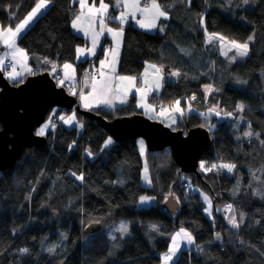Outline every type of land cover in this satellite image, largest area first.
<instances>
[{
    "label": "trees",
    "instance_id": "16d2710c",
    "mask_svg": "<svg viewBox=\"0 0 264 264\" xmlns=\"http://www.w3.org/2000/svg\"><path fill=\"white\" fill-rule=\"evenodd\" d=\"M157 1L168 17L160 22L163 32L149 34L127 24L117 72L138 76L148 63L157 64L164 76L179 73L173 82H164L160 93L149 95L148 101L157 106L188 101L197 111L176 117L172 129L209 131L212 148L199 161L205 170L198 165L202 179L182 173L168 149L146 150L150 186H143L137 140L105 147L110 138L95 121L76 113L84 122L77 133L64 127L59 117L54 132L44 134L45 147L26 149V156L12 169L0 172V264H160L171 236L181 228L192 235L194 247L181 250L172 264H264V196L253 191L264 184V0H250L254 4L248 7L243 0ZM36 2L0 0V26H14ZM75 10L73 0H51L18 38L29 58L48 61L37 63L45 66L42 70L33 66L40 73L69 63L75 65L76 76L87 66L90 74L91 60H75L76 48L85 45L71 30ZM202 19L207 32L225 40L245 43L252 37L248 55L237 60L231 59L232 52L223 56L217 44L207 49ZM51 77L55 81L56 75ZM203 86H208L206 92ZM67 92L78 98L76 92ZM237 105H243V110ZM213 107L240 119L239 127L218 121L214 114L201 115ZM93 112L107 120L141 114L134 96L111 111ZM248 131L253 135L246 137ZM219 161L235 167L230 173L218 167L206 170ZM81 175L82 180L76 178ZM200 190L212 197L214 223L203 213ZM170 191L180 204L174 214L160 207ZM144 196L154 203L138 207ZM233 216L238 228L230 226ZM120 219L132 221L130 235L118 237L121 250L110 261V240L102 231ZM90 223H99L101 229L90 234L95 241L85 248L83 239L89 235L83 229ZM54 229L63 230L67 237L63 248L41 252L40 240ZM25 248L28 252L21 253Z\"/></svg>",
    "mask_w": 264,
    "mask_h": 264
},
{
    "label": "water",
    "instance_id": "95a60500",
    "mask_svg": "<svg viewBox=\"0 0 264 264\" xmlns=\"http://www.w3.org/2000/svg\"><path fill=\"white\" fill-rule=\"evenodd\" d=\"M53 108L73 110L95 121L113 142L142 139L149 152L168 149L182 173L202 179L198 171L199 161L212 148L210 133L204 127H194L183 133L142 114L107 120L93 111L81 109L76 97L58 86L49 72L28 75L24 81L14 85L4 77L1 69L0 172L12 169L26 149L47 145L46 136H37L35 129L46 120ZM179 206L171 191L160 204L170 214H174ZM100 229L99 223H90L83 229V234H94Z\"/></svg>",
    "mask_w": 264,
    "mask_h": 264
},
{
    "label": "crops",
    "instance_id": "0c3cea01",
    "mask_svg": "<svg viewBox=\"0 0 264 264\" xmlns=\"http://www.w3.org/2000/svg\"><path fill=\"white\" fill-rule=\"evenodd\" d=\"M225 2L227 0H224ZM110 2H114V13H111L110 10ZM151 3V0H140V7H144L145 3ZM229 1H227V3H229ZM93 3L95 4V7H99L100 4V0H88V4L89 6L93 5ZM105 4H108V11L107 13H105L103 15V17H101L99 14L96 15V23L95 24H90V17L87 14V9H84L85 15L82 17V19L78 22L79 27L81 28V31H77L76 29H74L72 27V22L73 20L80 15L81 13V8H80V3L79 0H73V4L76 7L75 13L73 15V18L71 20V30L73 33H75L76 35L80 36L81 38H83L85 40V45L84 46H80L76 48V55H75V60L77 62H84V61H93L96 65H98L100 72H103L105 75L103 77H101L100 73L99 76L97 77H93L90 74H85L82 78V92L77 94L78 97V104L80 106V108L84 109V110H105V111H111L116 107H120L126 104L127 99L130 96H134L135 97V105L138 107V103H139V96L138 93L136 91L137 88L141 89L140 92H143L144 97L146 98V100L148 101L149 95L151 94H158L160 93L161 89L163 88L164 82H165V78H163V80H161V74L160 71L159 73L156 72V70L154 68H150V64H146L144 67L143 72H141L140 75L138 76H131V75H121L117 72V68H118V61L120 58V53H121V47H122V40H123V35L121 37H117L116 40L113 39L112 34H110L107 29L108 28H112L113 30H118L119 28H123L124 31V27L131 23L132 25H134L136 28H138L140 31L149 33V34H154V33H161L163 32V30L161 31L160 29L162 28L160 26V22L161 20L165 19L164 17H160L159 19L156 20V26L154 28H142L140 27V25L137 23L138 20H144L145 23H148V20H145V16L144 14H142L141 12L137 11L135 12V16L133 17V15L131 14V10L130 9H125L123 7V5L121 4L120 7H116L117 4V0H104ZM158 3V1H157ZM159 4V3H158ZM162 8V7H161ZM121 12H128L129 15L126 18V22L123 23V25H121L120 20L119 19H113L118 18L121 14ZM103 18L105 21V25L106 27L104 28L103 32H101V28L99 25V20ZM202 30V27H201ZM85 31L88 32V35H85ZM93 33L98 34L97 36V40H96V46L94 49L95 54H91L89 52V49H92V35ZM204 36V34H203ZM105 39L109 44H110V50H115V53L113 51H108L107 53H105L104 55H101L100 57L96 58L97 56V51L101 45L102 40ZM205 40V39H204ZM219 39H213L210 44V49L211 47L214 46V43L217 44L216 49L218 50V52L220 51V53L223 56H228L230 55L231 52H234L233 48L231 46V41L230 40H219ZM207 46V45H205ZM209 47V46H208ZM81 48L84 49V53H78L77 49ZM216 50V51H217ZM29 58V57H28ZM96 58V59H95ZM39 59V58H38ZM101 61H105V66L103 68H101ZM39 64L45 63L44 59L40 58V62H38ZM72 66L71 69H68L67 71L69 72L70 76L72 78L70 79H65L64 78V69H63V65L61 66H56L57 70H60V73H57L56 76H58V78H62L63 83L66 80H73L75 79L76 76V71H75V65L74 64H70ZM112 67L115 68V71L113 72L111 69ZM158 68V67H156ZM147 69V73L146 70ZM39 69H35L33 68L32 72L37 71ZM74 70V71H73ZM32 72L27 73V75L32 74ZM162 73V72H161ZM171 74V73H170ZM169 74V75H170ZM119 76H126V77H135L136 81H135V85L129 88V82L128 81H119L117 79V77ZM20 79L21 77L18 76ZM176 75H173V79L175 80ZM97 83V87L100 88L101 87V81H105V82H109L111 84V89L112 91L108 92L107 94V98L110 100L109 104H105L103 102H101L100 99H94L90 94L92 93V84L93 82ZM145 80L147 81V83H145ZM166 80L168 81L169 79L166 78ZM172 80V82L174 81ZM157 82L159 83V88L156 87ZM120 85V89L119 91L116 90V86ZM62 85V84H61ZM72 93L77 92V88L74 87L71 91ZM127 92V94L125 95V93ZM81 94H83L84 96H88L89 100L91 102V106L86 108L84 107V102L81 100ZM121 99H123L125 102L121 103ZM149 102V101H148ZM171 106V105H170ZM141 107V106H139ZM164 107H166L165 105H162L161 109H163ZM141 109H143L141 107ZM164 111L161 113H170L171 111L168 109H163ZM160 112V111H159ZM165 114V115H166ZM164 115V116H165ZM163 116V117H164ZM176 118V116H175ZM163 119V118H162ZM175 121V120H174ZM138 147V146H137ZM139 152H143L141 147H138ZM142 176L141 175V180H142ZM180 232V230H177L173 233V235L171 236L170 239V243H169V248L172 246V237L177 233ZM187 244V245H185ZM194 247L193 244H188L186 239H182V238H178V250L176 251V255L172 257L171 260H168L166 263L167 264H171L173 263V261L175 260V258L177 257L178 253L183 250V249H188V248H192ZM169 248L166 252L162 253V255L160 256V261L162 260V257L168 253ZM162 262V261H161Z\"/></svg>",
    "mask_w": 264,
    "mask_h": 264
},
{
    "label": "snow or ice",
    "instance_id": "6c2138e0",
    "mask_svg": "<svg viewBox=\"0 0 264 264\" xmlns=\"http://www.w3.org/2000/svg\"><path fill=\"white\" fill-rule=\"evenodd\" d=\"M190 2V0H189ZM243 2L245 4L248 3V0H243ZM51 3V0H37V3L35 4V7L32 9V11L19 23L17 24L14 28L13 27H0V42H2L8 49H10L11 51L9 53H7L6 55H10L11 58L13 59V61L20 63L21 67L29 72H31V69L27 67V54L24 51V49L19 48L16 45V38H18L21 34V32L26 28V26L35 18L37 17V15L39 13H41L42 9H46L48 7V5ZM80 3V8H81V13L80 15H78L72 22V27L74 29H76L77 31H81V28L79 27L78 22L82 19V17L85 15L84 9H87V14L90 17V24H95L96 21V15L99 14L101 17H103V15L105 13H107L108 11V4L104 3V0H100V4L99 7H95V4L93 3V5L89 6L88 4V0H79ZM121 4L123 5V7L125 9H130L131 10V14L133 15V17L135 16V12L139 11L142 14H144L145 16V20H148V23H145L144 20H138L137 23L140 25V27L142 28H154L156 26V20L159 19L160 17H164L165 19H167V12L165 10H163L161 8V5L157 3V0H151V3H145L144 7H140V0H117V4L116 7H120ZM129 15L128 12H121L120 16L118 18H113V19H119L121 25H123V23L126 22V18ZM99 25L101 28V32H103L104 28L106 27L105 25V21L103 18H101L99 20ZM161 31L163 30V28L160 29ZM107 31L112 34L113 39L116 40L117 37H121L123 35V28H119L118 30H113L112 28H108ZM85 35H88V32L85 31ZM97 36L98 34L93 33L92 35V49H89V52L91 54H95L94 49L96 46V40H97ZM213 39H219L221 41H223L225 38L223 36H218L217 34L213 33L211 35L208 36V40L209 42H211ZM252 37H249V40H251ZM231 46L234 47L236 49V56L239 57H244L248 55L249 52V44L247 42L245 43H239L235 40L231 41ZM113 51L115 53V50H110ZM78 53L83 54L84 53V49L78 48L77 49ZM234 59V58H233ZM48 62V61H45ZM101 68H103L105 66V61H101ZM4 66V61L3 59H0V67ZM55 65H53V71H55ZM150 68H154L156 70L157 73H159L160 69L156 68L155 65H150ZM72 66L70 64H64L63 65V69L64 71V78L65 79H70L72 78L69 74V72L67 71L68 69H71ZM113 72L115 71V68L112 67L111 69ZM74 71V70H73ZM147 73V69L145 70ZM179 73H173V75H178ZM101 77H103L105 74L103 72H100ZM19 76V73H16L15 71H13V73L9 74V79L16 81L17 77ZM117 79L119 81H128L129 82V88L135 85V81L136 78L135 77H126V76H119L117 77ZM58 83L63 84V80H59ZM101 87L98 88L97 87V83L93 82L92 84V93L90 94L94 99H100L101 102L105 103V104H109L110 100L107 98V94L108 92L112 91L111 89V84L110 81L109 82H105V81H101ZM145 83H147V81L145 80ZM159 83L157 82L156 87L159 88ZM120 89V85L118 84L116 86V90L119 91ZM137 92H140L141 89L137 88L136 89ZM127 94V92L125 93V95ZM81 100L84 102V107L88 108L91 106V102L89 100L88 96H84L83 94H81ZM121 103H124L125 101L123 99H121L120 101ZM180 102L176 101L175 105L176 108L175 110L180 112L181 115H183V109H181L179 107ZM143 106V105H140ZM244 106L243 105H237V109L238 110H243ZM162 112L164 111L163 109L161 110ZM210 112L216 114V115H220V112L217 111L216 107H213L210 109ZM201 115H204L203 113H201ZM226 116H231V113H225ZM61 120H63L65 123H70L72 120L75 119V114H73V116L65 118V117H60ZM175 122V121H173ZM48 124H45L43 127H41L39 129V131L36 133L37 136H42L45 133V130L48 128ZM82 126V125H81ZM244 135L246 137H250L253 135V133L251 131L245 132ZM257 136L259 134H256ZM113 143V141L111 139H108L105 147H107V145ZM264 143V142H262ZM141 145H143V142L141 141ZM143 151V148H142ZM89 155H91V153H89ZM200 167L202 169L205 168V164L204 162H201ZM217 165L213 164L211 165V167L207 168V171H211L213 168H216ZM220 168H226L229 172H231L235 165L232 164H221L219 165ZM73 175H76L75 173H73ZM79 180L83 179V176H77L76 177ZM145 180L147 182L150 183V180L147 176V168L145 169ZM141 202L144 203L146 202L149 198L148 197H141ZM204 199L206 201H209V198L207 196L204 197ZM228 210H232V206L228 205L227 206ZM243 220V216L241 215V221ZM229 223L232 225L233 228H238L240 225L236 222V218L235 216L229 218ZM119 231H121L122 233H127L128 232V228L127 225L125 224H121L119 229ZM153 230H157L155 226H153ZM115 237H113L114 239ZM178 238H182V239H186L188 244H193L194 243V239L192 237V235L188 232H186L183 228H181L180 232H177L173 237H172V246L169 248L168 253H166L164 255V260L165 262H167L168 260H171L173 256L176 255V251L178 250ZM217 239H220V235L219 233H217ZM55 250V246L51 247L48 249L49 252H53ZM21 253H27L28 249H21L20 250Z\"/></svg>",
    "mask_w": 264,
    "mask_h": 264
},
{
    "label": "rangeland",
    "instance_id": "374dc122",
    "mask_svg": "<svg viewBox=\"0 0 264 264\" xmlns=\"http://www.w3.org/2000/svg\"><path fill=\"white\" fill-rule=\"evenodd\" d=\"M242 3L244 4L243 6H245V7H248V6L252 5V4H254L250 0H248V3L247 4H245L244 2H242ZM50 4L48 5V7L46 9H42L41 10V13H39L37 15V17H35L26 26V28L21 32L20 36L28 28H30L32 26V24L34 23V21L39 16H41L49 8ZM34 7H35V5H34ZM32 9L22 19H20L17 23H15L14 26H10V25H4L3 26V25H1L0 27H5V28L6 27H13L14 28L17 24H19L32 11ZM201 27H202V32L204 34V39H205L204 40V44L207 45L206 47L208 49V48H210V44L212 43V42H209L208 36L211 35V34H213V33L207 32L205 30L204 23H203V19L201 20ZM218 36H220V35H218ZM18 38H16V45L20 48V46L18 45ZM251 40H248L247 43L249 44V42ZM218 42H219V40H218ZM0 45L2 46V49L0 50V59H3V61H4V66L3 67H0V69L3 71L4 77L10 83H18V82H20L21 79H24V78H26L28 76L27 73H29V71L23 69L21 67V64L20 63H17L15 61H13V59L11 58L10 55H6L7 53H9L11 51L10 49H8L2 42H0ZM233 50H234V52H232V54L234 55V57H231V59L234 58V59H237V60H242L245 57V56L244 57L236 56V49L233 48ZM28 57L29 56L27 55L26 63H27V67L31 69V72L33 70V66H37L40 70L44 69L45 66H42L41 67V66H39L40 64L37 65V63L40 62V58L38 59V58H28ZM6 60H10L14 64V67L12 69H8V70L6 69V67H5ZM65 64H69V63H65ZM150 65H155L156 67H158L159 69H161L157 64H150ZM13 71H15L16 73H19V76L21 77V79H18L19 77H17V80L16 81H13V80L9 79V74L13 73ZM63 71H65V70H63ZM36 72H39V71L38 70L37 71H34V72H32V74H35ZM48 72L51 75L55 76L57 73H60V70H57V67H55V71H53V67H50V69L48 70ZM173 73H176V72L173 71V72H171L170 75L164 76L161 73V71H160L161 80H163V78H165V81H167L166 78H168L169 80L167 82H172V80H174L173 79ZM59 80H62V78L61 77L58 78V76H56L55 77V81L57 82V85L58 86H61V84L58 83ZM207 90H208V86H203V91L206 92ZM70 91H72V90H70ZM138 96H139V103H138V107L137 106L136 107L141 111V114L144 115L147 118H151L153 120L159 121V122L163 123L165 126L173 128L175 126V122H176L175 116L176 117H181L182 116L180 112H178V111L175 110V108H176L175 102L172 103L171 106L168 105V106H166V107L163 108V109H168V110L171 111L170 113H167L166 114V113H161V110H162L161 107H162V105L157 106L158 104L156 105V104H153V103L148 102L146 100V98L144 97L143 92H139L138 93ZM76 100L78 102V98ZM140 105H143V106H141L143 109H141V107H139ZM179 107L181 109H183V115L184 114H189V113H197V111L189 104L188 101H186V103L184 105L180 103L179 104ZM54 114H58L59 117H65V118L71 117V116H73V114H75V119L72 120L70 123H65L63 120L60 119L61 124L64 127L68 128V129H72V128L76 129L77 133H80L82 131L83 126H84V124H83L84 122H83L82 119L78 118V116H77V114H76L75 111L72 110V111H69V112H65V110H59L58 108H53L48 113V115L46 117V120L39 127H37L35 129V133H37L39 131V129L41 127H43L45 124H48L49 126L45 130V133L44 134H47V133H49L51 131L54 132V130H55L54 126L56 127V125L52 121V118H53V115ZM211 114H214V113L210 112V109H207L206 112L204 113V115H206V116H212ZM214 115H216V114H214ZM216 117H217L218 121L227 120V122H229V124H231V126L233 128L239 127V124H240V121H241L240 119H238V120L237 119L236 120L233 119V116L232 115L231 116H226L225 113H222L220 115H216ZM174 120H175V122H173ZM141 141L143 142V145H141ZM106 142H105V144H106ZM136 142H137V146L138 147L143 148V152H139L140 158H141L142 163H143V168H142V175L143 176H142L141 184L143 186H150V183L147 182L145 180V178H144L145 177V169H146V166H145V152L147 150L146 149V145H145V143H144V141L142 139H137ZM24 154H26L25 151H24V153H23L22 156H26ZM22 156H21V158H22ZM214 164L217 165L218 168H220L219 165H221V164H229V163L219 161V162H216ZM200 165H201V163L199 164V166ZM222 169H225L227 172H229L226 168H222ZM202 170H205V168L202 169ZM147 176H148V178L150 180V177H149L148 173H147ZM235 190L237 191V189H235ZM253 191L258 196H262L263 197L264 196V184L260 185L259 187H255L253 189ZM205 196H207L209 198L210 203L204 199ZM144 197H146V196H144ZM199 199L201 201V207H202L203 213L205 214V216L210 221H212V223H214V219H213V210H214V207H213V202H212L211 195L209 194V192H206L204 190H200L199 191ZM153 203L154 202H153V199L152 198H149L144 203H142L141 200H140L139 203H138V207H148V206H151ZM217 209H221V207L218 206ZM131 223H132L131 220H128V219H120L117 223L111 224L110 226L106 227L102 231V233L110 240V251H109V254H108V256H109L108 258H109L110 261H113L114 260L115 253H117L118 251L121 250V242H120V240H119L118 237L120 236L121 238H125V237H128L130 235V225H131ZM121 224L127 225V228H128V232L127 233H122L121 231L118 230ZM230 226L232 227L231 224H230ZM185 231L188 232L187 230H185ZM51 232L52 233L54 232V237L53 238H55V239L51 243H49V242H47L49 240V238L53 239L52 237H50V233ZM52 233H51V236H52ZM93 237H94V235H89V236H86L83 239V246L85 248L87 246H90L95 241V239ZM113 237H115V238L113 239ZM66 239H67V237H66L65 233L61 229H54V231H49V232L46 233V235L39 242L40 243V250H41V252L52 253V252H49L48 249L51 248V247H53V246H55V250L54 251L60 250L61 248H63V245L66 242ZM185 245H187V244H185ZM161 261H160V264H167L165 262V260H164V256L162 257V260Z\"/></svg>",
    "mask_w": 264,
    "mask_h": 264
},
{
    "label": "built area",
    "instance_id": "2783aa9c",
    "mask_svg": "<svg viewBox=\"0 0 264 264\" xmlns=\"http://www.w3.org/2000/svg\"><path fill=\"white\" fill-rule=\"evenodd\" d=\"M109 1H111V0H109ZM112 8H114L113 3H111V5H110V10ZM109 50H110V44L105 39H103L102 42H101V45H100V47H99V49L97 51V55L107 53ZM88 63L92 67L91 70L89 69V73L91 74V76L97 77L99 75V67L94 63V60L90 61ZM5 67H6L7 70L8 69H12L14 67V64L10 60H7L5 62ZM88 68H89V66H87L86 68L80 70V73L77 76H75V79L64 81V83H63L64 88H66L68 91H70L74 87H76L77 88V92L76 93L77 94L81 93L82 92V78L87 73V69ZM53 122L56 125H58V123H59L58 114H54ZM228 205H229L228 203L225 204L226 207Z\"/></svg>",
    "mask_w": 264,
    "mask_h": 264
},
{
    "label": "bare ground",
    "instance_id": "6f19581e",
    "mask_svg": "<svg viewBox=\"0 0 264 264\" xmlns=\"http://www.w3.org/2000/svg\"><path fill=\"white\" fill-rule=\"evenodd\" d=\"M111 3H113V5L115 4L114 2H110L109 4L111 5Z\"/></svg>",
    "mask_w": 264,
    "mask_h": 264
},
{
    "label": "clouds",
    "instance_id": "9594fccd",
    "mask_svg": "<svg viewBox=\"0 0 264 264\" xmlns=\"http://www.w3.org/2000/svg\"><path fill=\"white\" fill-rule=\"evenodd\" d=\"M68 91V90H67ZM70 94V93H69ZM77 94V93H76Z\"/></svg>",
    "mask_w": 264,
    "mask_h": 264
}]
</instances>
